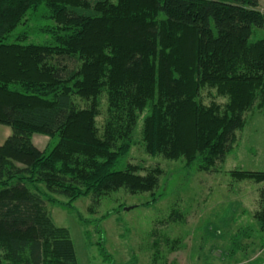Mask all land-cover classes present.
Masks as SVG:
<instances>
[{"label":"trees","instance_id":"16d2710c","mask_svg":"<svg viewBox=\"0 0 264 264\" xmlns=\"http://www.w3.org/2000/svg\"><path fill=\"white\" fill-rule=\"evenodd\" d=\"M262 8L261 0H0V124L12 129L0 145V264H77L70 232L47 204L72 209L92 196L99 206L121 189L154 191L160 166L118 168L138 143L154 158L220 172L246 115L264 109V39L253 40ZM32 34L49 40L26 43ZM35 135L55 146L40 149ZM228 173L264 183V172ZM255 218L264 234V205Z\"/></svg>","mask_w":264,"mask_h":264},{"label":"rangeland","instance_id":"374dc122","mask_svg":"<svg viewBox=\"0 0 264 264\" xmlns=\"http://www.w3.org/2000/svg\"><path fill=\"white\" fill-rule=\"evenodd\" d=\"M259 39H264V29L255 32L253 40ZM48 40L32 34L26 43ZM203 94L210 104L208 92ZM105 116L103 106L99 125ZM11 133V127L0 124V144ZM34 142L43 150L56 143L43 135H35ZM128 164L140 166L142 173L160 166L158 187L138 194L121 189L102 198L99 206L92 196L80 198L72 209L47 204L56 226L69 230L77 264H264V234L255 218L264 205V183L236 181L228 173L264 172V109L246 115V126L219 164L220 172H198L187 169L183 160L154 158L139 143L118 168ZM179 214L180 220L167 221Z\"/></svg>","mask_w":264,"mask_h":264},{"label":"crops","instance_id":"0c3cea01","mask_svg":"<svg viewBox=\"0 0 264 264\" xmlns=\"http://www.w3.org/2000/svg\"><path fill=\"white\" fill-rule=\"evenodd\" d=\"M261 4H262V1H261ZM262 5H263V4H262ZM9 136H10V135H9ZM9 136H8V137H9ZM8 137H7V138H8ZM0 145H2V144H0ZM36 145H37V144H36ZM37 146H38V145H37ZM38 147H39V146H38ZM39 148H40V147H39ZM40 149H41V148H40Z\"/></svg>","mask_w":264,"mask_h":264},{"label":"built area","instance_id":"2783aa9c","mask_svg":"<svg viewBox=\"0 0 264 264\" xmlns=\"http://www.w3.org/2000/svg\"><path fill=\"white\" fill-rule=\"evenodd\" d=\"M263 14H264V9H262V11H261Z\"/></svg>","mask_w":264,"mask_h":264}]
</instances>
